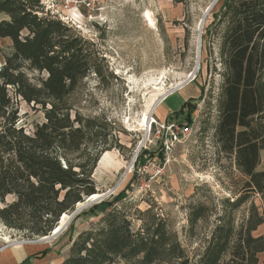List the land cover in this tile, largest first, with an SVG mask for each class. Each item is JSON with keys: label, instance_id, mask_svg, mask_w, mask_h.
Listing matches in <instances>:
<instances>
[{"label": "trees", "instance_id": "trees-1", "mask_svg": "<svg viewBox=\"0 0 264 264\" xmlns=\"http://www.w3.org/2000/svg\"><path fill=\"white\" fill-rule=\"evenodd\" d=\"M0 14V38L12 40L0 62V220L27 237H43L57 228L64 213L97 193L92 175L110 141L109 123L72 118L68 104L79 82L93 71L91 56L97 51L72 27L48 16L42 0H0ZM213 29L222 31L225 69L217 143L250 178L247 190L264 199V169L257 170L264 151V0H223L207 35ZM26 69L46 75L35 84ZM20 98L44 113L32 132L20 123ZM193 105L191 99L168 118L187 109L192 122ZM125 196L122 190L84 210L102 211L101 219L77 236L61 264H155L165 255L192 264L161 221L132 229L125 210L116 206ZM245 200L241 195L233 206ZM203 211L196 207L192 221ZM263 223L264 213L257 208L239 228L220 223L199 263L259 264L264 236L254 230Z\"/></svg>", "mask_w": 264, "mask_h": 264}, {"label": "rangeland", "instance_id": "rangeland-1", "mask_svg": "<svg viewBox=\"0 0 264 264\" xmlns=\"http://www.w3.org/2000/svg\"><path fill=\"white\" fill-rule=\"evenodd\" d=\"M49 1L55 6L52 11L45 9L48 16H53V12L72 14L62 1ZM222 3L223 0H100L91 12L93 19L87 17L89 10L81 8L74 15L80 29L72 27L92 42L97 52L91 56L93 71L68 98L71 116L109 123L110 141L92 175L97 193H107L105 199H113L126 190L125 198L118 200L116 206L125 210L132 229H144L149 223L161 221L171 241L180 245L192 264H200L220 223L239 228L253 208L264 213L263 195L247 190L250 178L238 167L234 156L224 153L217 143L225 79L222 31L213 29L214 33L207 35V29ZM147 11L155 19L156 29L146 24ZM200 42L201 62L196 78L165 102V107L174 113L192 99L193 133L176 144L166 162L161 149L150 144L148 125L139 124L150 95L146 93L151 90L153 79L164 82L167 88L186 81L197 66ZM11 45V38H0V62L11 51ZM26 74L35 84L46 75L31 69H26ZM9 89L13 92L12 87ZM18 106L20 123L29 132L44 121L40 107L21 98ZM158 112L153 115L158 117ZM187 112L185 109L175 118L186 122ZM169 120H175L174 116ZM146 150L140 160L139 155ZM106 154H110L107 159ZM260 160L257 170L264 169V151ZM159 164L164 169L162 174L154 168ZM146 166L148 171L144 172ZM241 195L246 200L236 208L233 204ZM198 206H203L204 211L194 222L192 212ZM83 212L58 237L43 242L33 241L39 237H27L0 220V257H8L7 264H61L71 254L77 236L96 227L102 216L98 209ZM254 234L264 236V223ZM5 237L10 242H5ZM14 249L22 254L20 260L12 256ZM179 261L175 256L165 255L155 264ZM259 264H264V252L259 254Z\"/></svg>", "mask_w": 264, "mask_h": 264}, {"label": "built area", "instance_id": "built-area-1", "mask_svg": "<svg viewBox=\"0 0 264 264\" xmlns=\"http://www.w3.org/2000/svg\"><path fill=\"white\" fill-rule=\"evenodd\" d=\"M65 4V7L69 9V11L72 13L70 15L66 14V16H63L61 14H57L53 12V17H56L63 21L64 23H67L71 27H76L78 29V21L76 20V17H74L75 12H80L81 8H86L89 10V13L87 14L89 19H93L94 15H92L91 12H93L97 8V4L100 2V0H60ZM43 4L45 5V9L52 11L53 7L55 6L54 2H50L49 0H42ZM52 4V5H51ZM92 41L93 39L90 38ZM196 78V75L192 78H188L184 83L183 87L190 82H192ZM150 121L148 123L147 131L148 134H150V144L151 146H156L159 149H163L164 151V159L166 162H168L167 156L171 155V153L175 150L176 144L180 143L181 141H184L190 137V135L193 133V125L194 122L189 121H179L178 119L175 120H169V119H162L155 115H152L150 118ZM166 155V156H165ZM165 162V163H166ZM154 168H156L157 172L159 174H162L164 172V169L161 167V165H154ZM148 171V167H144V172Z\"/></svg>", "mask_w": 264, "mask_h": 264}, {"label": "bare ground", "instance_id": "bare-ground-1", "mask_svg": "<svg viewBox=\"0 0 264 264\" xmlns=\"http://www.w3.org/2000/svg\"><path fill=\"white\" fill-rule=\"evenodd\" d=\"M144 17H145V21L147 22L146 24H148V26L150 28H153V29H156L155 28V19L153 18L152 16V13L150 11H147L145 12L144 14ZM200 56V55H199ZM201 60V57H199V60H198V63H197V66L195 67V70L192 71L190 74H188V77H193L196 75V71L199 69V64H200V61ZM156 80L153 79V81L150 83V86H151V90H149L146 95L150 94L148 96V98L146 99V109L144 110V113L141 117V120H140V125L141 126H144V125H148L149 121H150V117L157 111H159L160 107H161V104L162 102L167 99L170 95H173L174 92L178 91L179 89H182V85L183 83L185 82V80H182L180 82H177V83H174L173 85L170 86V88H167L164 84V82H159V83H155ZM176 87V89H174ZM150 88V87H149ZM179 88V89H177ZM110 156V154H106L105 155V159H107L108 157ZM132 167V165H131ZM102 194L100 193H96V194H93L90 198H100ZM89 199V198H88ZM83 203L82 202H79L78 203V206H82ZM70 217V215L68 213H64L58 223V226L57 228L55 229V232L59 230L60 226L62 224H65L68 220V218ZM44 241H48L49 239H47L46 237H43V238H40L39 241H35V242H43ZM4 241L5 242H10V240L5 237L4 238ZM17 245V244H15ZM14 245V246H15Z\"/></svg>", "mask_w": 264, "mask_h": 264}, {"label": "water", "instance_id": "water-1", "mask_svg": "<svg viewBox=\"0 0 264 264\" xmlns=\"http://www.w3.org/2000/svg\"><path fill=\"white\" fill-rule=\"evenodd\" d=\"M208 10H209V9H208ZM208 10H207V11H208ZM208 12H209V11H208ZM206 16H207V14L204 15V17H203V19H202V21H201V24H200L201 29H202V25H203V22H204V19H205ZM199 40H201V34H200V38H199ZM200 51H201V42H200V46H199V49H198V55H197L198 60H199ZM193 77H194V76H193ZM190 78H192V77H190ZM106 195H107V193H103V194L101 195L100 198H90L91 195L88 196L86 202L83 203L82 206L79 207V206L77 205V207L75 208V210L73 211V213H72V214L70 215V217L68 218L67 222H66L65 224H62V225L60 226V228H59L58 231L55 232V230H54L51 234H49V235H44L43 237H46V238L49 239V240L58 237V235H59V234H60V233L66 228V226H67V225L73 220V218L76 217V216H77L78 214H80L81 212H83V209L87 208L88 205L102 202V200L105 199ZM88 198H89V199H88ZM43 237H39L38 239H35V240H33V241H39L40 238H43Z\"/></svg>", "mask_w": 264, "mask_h": 264}, {"label": "crops", "instance_id": "crops-1", "mask_svg": "<svg viewBox=\"0 0 264 264\" xmlns=\"http://www.w3.org/2000/svg\"><path fill=\"white\" fill-rule=\"evenodd\" d=\"M184 89V88H183ZM180 90V89H179ZM171 97V96H170ZM168 97L167 99H165L162 104H161V107L159 109V112L157 113L158 114V117L159 118H162V119H168V116L172 114V112L170 111L169 108L165 107V102L170 98ZM176 119V118H175ZM12 256L13 257H17L18 259L22 257V254H20L19 252H17L15 249L12 250ZM8 257H4V256H1L0 257V264H7L8 263ZM20 260V259H19ZM11 262L13 260H10Z\"/></svg>", "mask_w": 264, "mask_h": 264}]
</instances>
